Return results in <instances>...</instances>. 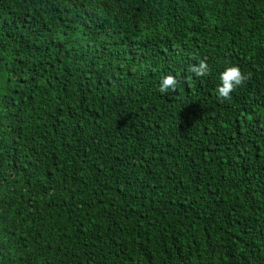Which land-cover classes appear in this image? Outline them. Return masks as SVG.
Here are the masks:
<instances>
[{
  "label": "trees",
  "instance_id": "trees-1",
  "mask_svg": "<svg viewBox=\"0 0 264 264\" xmlns=\"http://www.w3.org/2000/svg\"><path fill=\"white\" fill-rule=\"evenodd\" d=\"M0 264H264V0H0Z\"/></svg>",
  "mask_w": 264,
  "mask_h": 264
},
{
  "label": "clouds",
  "instance_id": "clouds-1",
  "mask_svg": "<svg viewBox=\"0 0 264 264\" xmlns=\"http://www.w3.org/2000/svg\"><path fill=\"white\" fill-rule=\"evenodd\" d=\"M191 71L198 77L206 76L210 73L211 69L207 62L201 61L198 65L193 66ZM248 76L242 72L238 66L228 67L220 74V86L217 88V94L220 100H231L232 93L240 86H242ZM178 80L173 75H167L161 78L159 91L161 93H167L169 89L173 92L177 90Z\"/></svg>",
  "mask_w": 264,
  "mask_h": 264
}]
</instances>
